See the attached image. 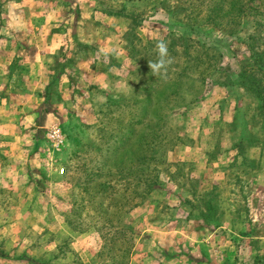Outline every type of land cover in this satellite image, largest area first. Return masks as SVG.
Here are the masks:
<instances>
[{"label":"rangeland","instance_id":"374dc122","mask_svg":"<svg viewBox=\"0 0 264 264\" xmlns=\"http://www.w3.org/2000/svg\"><path fill=\"white\" fill-rule=\"evenodd\" d=\"M257 53L264 0H0V264H264Z\"/></svg>","mask_w":264,"mask_h":264},{"label":"clouds","instance_id":"9594fccd","mask_svg":"<svg viewBox=\"0 0 264 264\" xmlns=\"http://www.w3.org/2000/svg\"><path fill=\"white\" fill-rule=\"evenodd\" d=\"M156 52L157 59L155 61H148V68L153 76L167 81L169 68L174 63V58L170 56L168 44L163 39L157 41Z\"/></svg>","mask_w":264,"mask_h":264},{"label":"built area","instance_id":"2783aa9c","mask_svg":"<svg viewBox=\"0 0 264 264\" xmlns=\"http://www.w3.org/2000/svg\"><path fill=\"white\" fill-rule=\"evenodd\" d=\"M50 139L52 140V142H54L55 146H60L63 143V138L62 135L60 134L59 130L57 128H54L51 132H50ZM58 174H63L64 173V169L63 168H59L57 170Z\"/></svg>","mask_w":264,"mask_h":264},{"label":"trees","instance_id":"16d2710c","mask_svg":"<svg viewBox=\"0 0 264 264\" xmlns=\"http://www.w3.org/2000/svg\"><path fill=\"white\" fill-rule=\"evenodd\" d=\"M256 63L259 64L260 66L264 67V58L260 56V54L257 53V59H256ZM241 76H245V73H240ZM246 77V76H245ZM256 87H254V81H251L249 85L246 86V88L248 90H251L253 92H255V94L257 96H260V91L258 89V85H255Z\"/></svg>","mask_w":264,"mask_h":264}]
</instances>
